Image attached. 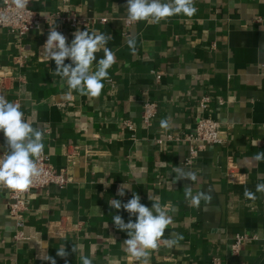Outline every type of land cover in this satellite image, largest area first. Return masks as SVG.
Masks as SVG:
<instances>
[{
    "label": "crops",
    "instance_id": "crops-1",
    "mask_svg": "<svg viewBox=\"0 0 264 264\" xmlns=\"http://www.w3.org/2000/svg\"><path fill=\"white\" fill-rule=\"evenodd\" d=\"M194 4L191 17L128 24L127 0H32L39 28L19 38L0 26V69L18 74L0 95L18 103L24 118L43 130V153L68 179L64 187L50 184L30 192L22 212L23 239L15 238L16 220L7 191L0 189V264H49L48 256L57 264H82L80 256L92 264H139L123 244L127 233L112 220L120 215L125 223L135 222L136 216L108 203H126L133 193L145 206L159 201L175 208L150 264H208L214 257L221 264H264V194L256 193L255 201L244 197L245 188L255 192L264 183V161L252 160L264 152V0ZM72 15L88 19L87 24L71 27L66 18ZM54 26L68 44L77 30L112 37L106 46L116 62L99 97L73 91V99L65 98L67 82L42 52ZM129 39L136 42L134 55ZM17 55L25 56L21 66L14 62ZM95 55L97 61L103 58V50ZM147 100L158 105L152 125L142 117ZM200 115L220 121L229 137L187 164L190 143L167 136L194 132ZM0 149L6 150L3 132ZM231 162L236 170L229 175ZM177 168L194 172L197 180L177 181ZM122 185L123 197L118 195ZM186 186L193 195L211 190V201L190 205ZM242 232L249 239L234 253L232 244ZM175 234L182 236L178 246L163 244ZM61 247L70 253L66 258L56 255Z\"/></svg>",
    "mask_w": 264,
    "mask_h": 264
},
{
    "label": "clouds",
    "instance_id": "clouds-1",
    "mask_svg": "<svg viewBox=\"0 0 264 264\" xmlns=\"http://www.w3.org/2000/svg\"><path fill=\"white\" fill-rule=\"evenodd\" d=\"M18 10L27 7L29 0H13ZM197 8L194 0H127L126 19L132 22L146 21L149 24H159L161 21L174 15L184 14L188 17L195 15ZM74 39L70 44L66 42V37L56 30V26L51 27L47 40L43 45L42 52L45 60L55 61L56 76L63 81L66 80L69 91L65 93L66 99H73V91L81 96L99 97L104 84L102 81L109 78L108 69L116 62L115 53L106 45L112 39L110 35L88 30H77L73 33ZM127 45L134 55L136 53L135 39H129ZM103 50V58L97 61L95 53ZM68 59L71 63L66 64ZM96 61V68L93 71V62ZM63 86V84H62ZM162 128H168V121L161 120ZM0 132L5 137L6 150L0 155V187L11 190H26L32 183V178L40 175L37 161L44 150V133L39 127L24 118V113L20 110V105L8 101L5 96L0 95ZM259 145V141H253V146ZM252 160L256 163L264 161V152L253 155ZM179 173L177 181L189 179L196 181L197 176L192 171H185L177 168ZM123 185L118 189V195H125ZM209 192H197L193 195L190 186L185 187V200L192 206L199 207L201 201L208 203L211 201ZM256 193L264 194V183L256 185L255 192L245 188L244 197L255 201L258 199ZM138 194L133 193L131 199L122 203L119 199L108 201L110 207L120 210L123 208L130 215H135L136 220L131 219L125 223L120 215L112 217L113 223L120 231L126 232L128 238L123 241L129 256L138 261L139 264H150V253L160 247L161 238L166 228L173 224V216L168 212H175L173 205L169 203L161 204L153 201L152 206H145L140 202ZM99 209V208H98ZM182 236L175 234L172 239L163 240V244L172 247L178 246L177 241ZM77 246L73 245L71 252L76 253ZM70 253L66 247L57 250L56 255L66 258ZM82 264H92V260L87 256H80ZM49 264H57L52 256L47 257ZM67 264V260L65 261Z\"/></svg>",
    "mask_w": 264,
    "mask_h": 264
},
{
    "label": "built area",
    "instance_id": "built-area-1",
    "mask_svg": "<svg viewBox=\"0 0 264 264\" xmlns=\"http://www.w3.org/2000/svg\"><path fill=\"white\" fill-rule=\"evenodd\" d=\"M32 0H29L27 7L23 10H18L13 3V0H1L0 2V26L8 29L12 34L17 35L21 38L26 35L29 31L39 28L41 18L36 11L30 7ZM67 22L71 27H78L80 25L87 24L88 19L72 15L66 18ZM102 22H107V18H102ZM131 21L128 20V24ZM25 60L24 55H17L14 57V62L23 65ZM18 76L14 70L0 69V91L7 88L9 83ZM209 98L203 97L201 99V105L205 106V102ZM158 105L155 101L147 100L143 105L142 117L144 123L152 125L157 115ZM126 124L132 126L130 121H126ZM229 137V129L222 128L220 121L217 119L200 115L196 118V129L194 132L182 131L179 134H169L168 139L174 141H185L190 143L189 154L185 159L187 164L192 163L193 159L198 153L206 149L210 145L222 144L227 141ZM5 150L0 149V155H3ZM228 168L229 175H231L236 169L234 162L230 163ZM37 166L40 169V175L32 178V183L26 190H11L5 187L8 194V208L10 214L15 218L16 225L18 227L16 239L24 238V219L23 210L26 208L28 195L36 188H45L50 184H56L60 187H64L68 183V179L65 177L62 171H58L56 167L51 164L47 155L42 153L41 157L37 161ZM234 167V168H233ZM249 236L246 232L238 233L235 241L232 244L234 253H237L242 248V245ZM208 264H221L219 257H214Z\"/></svg>",
    "mask_w": 264,
    "mask_h": 264
}]
</instances>
